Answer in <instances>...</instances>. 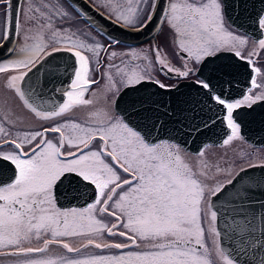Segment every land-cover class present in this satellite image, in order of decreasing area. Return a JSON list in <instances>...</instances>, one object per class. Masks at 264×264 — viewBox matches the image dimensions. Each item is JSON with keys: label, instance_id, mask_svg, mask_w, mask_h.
<instances>
[{"label": "snow or ice", "instance_id": "1", "mask_svg": "<svg viewBox=\"0 0 264 264\" xmlns=\"http://www.w3.org/2000/svg\"><path fill=\"white\" fill-rule=\"evenodd\" d=\"M128 3L131 5L132 0H128ZM137 3H145V0H137ZM157 3L158 0H148L143 9L129 7L127 15L116 0H105L101 6L107 8L126 27L141 31L151 22ZM11 5L12 0H0V8L4 9V40L9 35ZM25 15L37 29L35 35L28 37L33 42L18 50L10 49L20 58L0 63V73H6L9 69L30 71V65L35 66L38 61L56 52L68 51L78 58L79 67L70 89L64 92L67 100L59 106L58 111H40L25 98V93L15 82L23 81L27 72L10 76V86L24 104L43 120L61 116L75 105L91 104V100L83 98L84 89L95 81L88 78L90 59L82 49L98 57L105 46L94 40L88 43L87 37L84 40L76 38V34H69L68 30L54 29L52 21L55 16L69 17L70 13L66 10L56 9L53 12L51 9L42 11L40 7H32ZM164 21L173 33L176 47L185 54L182 57L184 62L179 69L169 67L161 58L159 48L156 49V60L162 70L190 79V86L208 90L209 99L222 106L226 112L224 120L231 130V135L223 141L228 144L237 137L240 129L233 116L234 110L242 105L250 107L257 101H264V83L258 84L253 77L251 87L260 89V92L229 102L222 95L212 92L209 80L199 78L200 70L196 65L222 49L234 51L235 56L243 58L237 49L247 43L246 39L225 29L219 0H169L164 10ZM258 24L264 29V15L259 17ZM45 32L50 33L51 41L45 42ZM109 40V47L120 43L115 38L109 37ZM61 42L68 46L63 49L55 46ZM258 45L264 50V39H260ZM116 55V52L110 53L111 57ZM133 58L138 59L139 56L134 52ZM120 71L117 68V72ZM253 71L260 73L261 69L253 68ZM126 79L128 85H133L140 83L145 76L138 68H133L126 73ZM155 83L160 88L170 87L160 81ZM0 133L3 134L0 147L12 146L11 151H0V159L14 165L10 182L0 184V246L14 249L8 255L28 257L33 253L43 254L53 244L69 253H78L89 246L97 249H127L139 247L138 241L154 242L149 250L129 251L119 256L25 258L19 264H211L200 251L204 248L202 224L204 218L209 216L211 221H215L218 212L213 210L206 198H219L225 186L207 189L185 162L179 146L167 140L150 142L140 131L116 116H106L88 125L65 122L42 131L25 132L12 139L5 138L9 133L3 126H0ZM49 133L58 135L55 139H49ZM69 174L94 185V202L86 208L62 210L56 206L54 188ZM104 217H112L116 223L109 226L104 222ZM250 226L251 221L244 230L254 236L255 229ZM117 228L124 230L116 231ZM212 231L219 236L215 229ZM104 232L110 236L124 237L129 243L97 242L102 239ZM45 235L49 238L45 239ZM78 236L86 238V243L80 247H72L64 239ZM34 237L42 242L41 247L23 246ZM244 251L240 249L237 254ZM216 253L223 264H237L218 246ZM260 264H264V259Z\"/></svg>", "mask_w": 264, "mask_h": 264}, {"label": "water", "instance_id": "2", "mask_svg": "<svg viewBox=\"0 0 264 264\" xmlns=\"http://www.w3.org/2000/svg\"><path fill=\"white\" fill-rule=\"evenodd\" d=\"M221 1L232 26L255 40L264 37V29L258 24L259 17L264 15V0ZM20 2L12 0L9 35L0 44V57L7 55L16 44ZM75 2L108 35L128 42H141L159 31L169 0H158L151 22L141 31L116 22L85 0ZM75 69L76 57L65 50L38 61L22 83L25 98L38 108H55L65 96L60 87H68ZM199 70L200 76L210 81L212 92L224 99L240 97L251 86V63L235 56L231 50L205 57ZM173 86L160 88L155 80L149 79L127 85L117 96L116 109L150 142L166 139L178 142L192 152H199L208 144L222 143L231 134L224 120L226 112L209 99L208 90L190 86V80ZM233 115L247 139L264 145V101L251 107L241 106ZM72 175L64 177L54 189L56 203L61 209L83 208L94 202V185L87 181L72 183ZM230 181L232 183L224 184L219 198L211 196L209 201L218 212L216 225L220 246L237 263L260 264L264 259V165L244 168ZM253 216L256 219L253 220ZM249 221L250 227L255 229L254 236L244 230L249 227ZM240 249L245 251L238 255Z\"/></svg>", "mask_w": 264, "mask_h": 264}, {"label": "flooded vegetation", "instance_id": "3", "mask_svg": "<svg viewBox=\"0 0 264 264\" xmlns=\"http://www.w3.org/2000/svg\"><path fill=\"white\" fill-rule=\"evenodd\" d=\"M93 7L101 11L102 13L108 15L110 18L114 19L116 22L123 24L121 21H117L116 16L112 14L107 8L101 6L105 3V0H85ZM221 1V0H220ZM119 3L121 10L124 14H128V8L132 7L134 9L145 7V4L148 0H145V3L138 4L137 0H132V4L128 3V0H116ZM55 5V8L52 6ZM70 5L71 7H67ZM47 6V7H45ZM32 7H40L42 11H47L51 9L53 12L56 9L60 11H68L70 13L69 17L63 18L59 15L55 16L52 23L54 29H62L68 30V33H75L76 38L86 39V42L91 43L93 40L96 43H100L105 46V50L101 51L99 56H94L92 53L88 52L86 49H82L85 55L89 56L90 59V72H89V80H94L95 83H91L84 89L83 98L86 100H91L92 103L88 105H75L71 110L65 112L61 116L55 117L50 120H43L40 117L36 116L23 102V100L19 97V95L15 92V90L10 86L9 77L13 75H19L21 72H28V69H9L6 73H0V80L2 78H7L8 82L4 84L6 85V90L8 93H2L0 91V126H3L6 132L9 133L7 139L17 138L18 135L22 136L25 132H34V131H42L45 128H50L56 124H62L65 122L71 123H80L82 125H88L95 123L97 120L105 118L106 116H116L123 118V116L116 109V99L121 90L127 86L126 73L130 72L133 68H138L141 71L145 79L160 81L161 83L167 86H173L180 81L186 80L183 77H177L175 72H168L166 69L161 68V65L156 60V49L159 48L161 50L160 55L161 58L165 60L169 67L174 69H179L184 62L182 57L185 55L180 52L178 49L174 54L169 50L170 40H171V30L167 25L166 21H164V16L162 19V24L159 31L153 35L152 37L143 40L141 42H128L124 40L117 39L108 35L104 32L96 22L92 21L89 16H87L84 11L79 7V5L75 2V0H21L19 10V24H18V36L17 41L13 49H17L18 44L21 42L22 45L29 44L31 39L28 37H32L36 34L37 29L35 26L30 23L27 19V15L29 8ZM223 8V3H222ZM224 12V9H223ZM4 9L0 8V44L3 43L4 32H5V19H4ZM225 15V13H224ZM146 18V17H145ZM226 18V16H225ZM227 20V18H226ZM228 22V20H227ZM229 23V22H228ZM230 24V23H229ZM231 25V24H230ZM125 26V25H124ZM231 27L237 30L242 35H245L249 40H255L252 36H249L242 32L241 30L235 28L231 25ZM25 30H33L29 31L25 34H29L24 36ZM45 42L51 41V35L49 32L44 33ZM109 37L115 38V40L120 41L119 44H111ZM257 42V41H256ZM56 47L66 48L68 45L66 43H59L55 45ZM51 50V49H49ZM223 50V49H222ZM116 52L117 55L115 57H111L110 53ZM139 56L138 59L133 58V53ZM14 52H9L7 55L0 57V63H5L4 61L10 57ZM147 57V59H145ZM243 58L247 60H251L252 68H260L261 72L256 73L254 71L252 78L255 77L258 84L264 83V66L259 58L255 56L247 57L242 55ZM99 61V62H97ZM200 63L196 65L199 69ZM111 65H115L116 67H110ZM192 66L191 64L189 65ZM32 68L33 66H29ZM79 67L78 58H76V69ZM117 68L121 69L120 72H117ZM157 69L158 76L155 74ZM111 77V81L109 80ZM25 78V77H24ZM196 77H192L194 79ZM200 79H204L199 75ZM75 79V73L73 76ZM72 79V80H73ZM71 80V82H72ZM190 80V79H189ZM24 81V80H23ZM23 81L17 80L15 83L18 87L23 91L22 83ZM70 84L65 89V87H60V89L65 92L70 89ZM24 92V91H23ZM260 89L252 88L251 86L245 91V93L236 97L235 99H226L229 102L235 101L238 99H243L245 95H254L258 94ZM67 100V97L64 96V99L53 109H42L35 106L38 110L43 112H50L52 110H59V106L62 105ZM258 102V101H257ZM253 105V104H252ZM251 105V106H252ZM249 107L247 105H242ZM250 106V107H251ZM234 116V115H233ZM124 119V118H123ZM234 119L236 123L239 122ZM126 122V121H125ZM127 123V122H126ZM240 125V124H239ZM130 126V125H129ZM131 127V126H130ZM58 134L49 133V139H55ZM231 135V134H230ZM0 137H3V134L0 133ZM227 139V138H226ZM166 140V139H162ZM161 140L156 141L155 143L160 142ZM172 144L179 146L180 150H185L189 154H191V158L195 159L191 168H201L198 160L202 155L201 152L206 151L211 148L215 150V153H209V157L207 158V164L210 169H214L217 166V162L226 163L230 162L227 167V171L230 172L227 180L223 182V185L230 181L240 170L251 167L254 165H264V145H258L249 139H247L240 131L238 132V137L234 140V142L227 144L225 151H222L223 146L225 145L223 142L219 144H208L204 146L199 152H192L184 148L178 142L167 140ZM225 147V148H226ZM235 149V151H234ZM12 146L5 145L0 147V151H11ZM214 160V161H213ZM204 167V165H203ZM14 171V165H12L9 161H5L0 159V184L10 182L9 178L12 176ZM200 172V171H199ZM73 180L72 183H81L82 180H78L75 175H72ZM127 178V177H126ZM55 189V188H54ZM54 195V191H53ZM55 197V195H54ZM211 197V196H210ZM56 201V200H55ZM57 204V203H56ZM58 206V205H57ZM59 207V206H58ZM74 208V207H72ZM86 208V207H83ZM69 209V208H66ZM14 251L11 248L0 249V256L7 255Z\"/></svg>", "mask_w": 264, "mask_h": 264}, {"label": "rangeland", "instance_id": "4", "mask_svg": "<svg viewBox=\"0 0 264 264\" xmlns=\"http://www.w3.org/2000/svg\"><path fill=\"white\" fill-rule=\"evenodd\" d=\"M219 2L221 3V8H222V1L219 0ZM222 15H223V23H224L225 29L228 31H232L234 35H239V36L244 37L247 41L246 44L239 46L237 50H240L242 55H244V56H247V57L255 56L256 58H259L263 64V66H264V50L259 48V45H258L259 40H252V39L249 40L245 35H242L237 30L233 29L225 18L223 8H222ZM29 31H33V30H25L24 36L25 35L30 36L29 34H25ZM262 39H264V37ZM32 42L33 41L29 42V44ZM21 46H24V45H22V43L20 42L17 46V50ZM169 48H170L169 50L173 54L175 52H177V50H178V48L176 47L175 39H174L172 32H171V40H170ZM18 58H20V57H18L16 53H13L4 62L7 63L9 60H15ZM155 74L158 76L157 69H156ZM6 82H8L6 77L2 78L0 80V91L2 93H8V91L6 90V85L4 86V84ZM237 137H238V135H237ZM237 137H235L233 140L229 141L228 144L234 142V140ZM226 145L227 144H225L223 146L222 151H225V149H227L228 146L226 147ZM234 151H235V149H234ZM209 153H215V150H212L211 148H209L203 152V155L199 159H196L199 162L198 164L201 165V168H199V167L196 169L191 168V167L190 168L197 175V177L203 182V184L206 186L207 189H214L218 185H223V182L225 180H227L230 172L227 171L229 169V168L227 169V167H229V166H225V165H228L230 162H226V163L217 162L216 168L214 167V169H210L208 166H205L207 164V161H208L207 158L210 156ZM181 155L184 158L185 162L189 166L193 165V162L195 159L191 158V154H189L187 151L182 149ZM203 165H204V167H203ZM206 199H207V203H209L210 196H207ZM56 206H57V204H56ZM202 206H204V205H202ZM58 208H60V207H58ZM74 208L83 209V208H79V207H74ZM97 218H100V217L97 216ZM103 219H104V222L106 224H108L109 226H111V224H113V223H116V221L112 217H104ZM202 226L204 228V236H203L204 248H201L200 251L206 255V257L211 261V264H223L222 260H220V258L218 257V255L216 253L217 246L220 249H222L220 246V243H219V236H216L215 233L212 231V229H215L217 232H219L217 229L216 220L211 221L210 216L205 217L203 220ZM123 230L124 229H122V228L116 229V231H123ZM44 238L47 239V238H49V236L45 235ZM64 239L72 247H80L81 244L86 243V238L79 237V236L78 237H71V238H64ZM97 242H100V243H129V241H127L124 237H120L118 235L110 236L107 232H104L102 239H98ZM138 243H139V247H130L127 249H116V248L97 249L94 246H89L87 248L81 249V251L78 253H69V252H67L66 249L62 248L61 246L53 244V245H50L49 249L43 254L33 253V254H29L28 257L14 256V255H8V254L0 256V264H19V261L22 259H25V258L39 259L42 257L57 258V257L63 256L66 259H84V258H87L90 256H119L122 253H127L129 251L137 252V251L149 250L150 245L154 242L148 241V240H142V241H138ZM23 246L24 247H41L42 242L37 240L34 237L30 242L26 241ZM2 247L10 248V247H5V246H0V249H2ZM11 249H13V248H11ZM237 264H240V263H237Z\"/></svg>", "mask_w": 264, "mask_h": 264}]
</instances>
